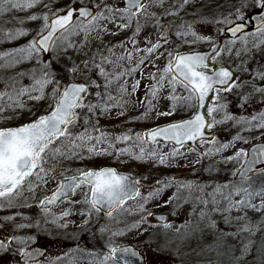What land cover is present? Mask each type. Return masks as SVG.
I'll use <instances>...</instances> for the list:
<instances>
[{
	"label": "snow or ice",
	"instance_id": "6c2138e0",
	"mask_svg": "<svg viewBox=\"0 0 264 264\" xmlns=\"http://www.w3.org/2000/svg\"><path fill=\"white\" fill-rule=\"evenodd\" d=\"M41 0H0V15H4L11 10L30 9L39 4ZM194 0H182L178 8L166 9L167 15L178 16L180 11L185 10L186 6L192 4ZM256 7L261 14L256 17L255 32L252 40V47L256 48L264 44V40H259L258 37H264V0H254ZM164 0H120L119 3H108L107 0H101L95 6V11L90 10L88 6H79L78 10L69 7L64 14L59 12L53 13L50 17L47 14L42 17L35 15L31 16V20L42 19L43 24L36 36L28 43L25 48L14 50L12 53H5V56L11 57V61H6V65L12 66L18 63L17 56L22 54L25 59L35 58L37 64L42 66V71L37 78L35 70L31 79L33 84L31 87L20 86L16 87L14 83H5V91L0 92V113L5 109H23L24 103L22 97L28 96L30 100L40 102L46 98L50 99L48 111L40 115L34 121L26 123L19 127L0 129V198H7V205L12 206L14 200L18 198L23 191V183L28 177L36 176L38 180H43L47 184L48 173L54 172V165L50 168H45L43 165L47 163L45 159L46 153H51L53 158H62L64 160L80 159L83 160V152L86 151L89 156L94 154H114L117 157L129 155L131 149L124 147L117 149L108 142L107 148L97 152V146L108 140V137L100 132V129L91 124L90 118H96L97 123L99 116L109 114L113 109L118 110L117 115H125L126 101L123 100V95L127 94V88L121 86L120 96H113L109 92V87L113 82L112 73L105 70L104 64L111 63L106 57H100V62H96V56L81 60L77 63L71 56H68L65 62L64 72L75 76H86L85 82H74L67 87L61 88L60 80L55 74V65L52 63L45 64L41 56L45 53H55L57 47L63 53H67L69 49H76V46L71 43L68 36L77 35L83 32L86 36L91 31L100 30L105 31L99 21L103 20L124 30L131 26L133 21L136 24V35L139 34L142 27H146L149 20L154 21V26L159 29L157 32L156 42L146 40V44L150 47L144 49H137L143 51L145 58L138 61L137 66L132 68V72H136L140 66L152 55L159 52L164 47L167 52V63L161 70L160 75L155 73L150 74V86L146 92L145 99L151 105L152 100L159 98V93L167 85L169 90L168 100L171 102V108L168 111H156L157 115L170 116L175 114L178 107H183L190 110L187 118L181 119L177 122L169 123L165 126H158L148 129L142 136L137 133H121L115 137L117 143L133 142L134 146L138 147L137 152H131V158L135 160H144L148 158L151 161H158L159 165L172 164L181 158H187V154L182 151L187 147L189 153L194 151L191 148L192 143L208 142L214 143V140H208L206 132L211 133V130L218 124H223L227 120H235L234 116L227 113V103L221 97V93H231L235 89L240 91V106L244 108L247 106L253 97L259 95L261 103H264V87H258L255 84L256 79L264 80V72L256 71L252 77L250 85L243 84L235 79V74L230 68L220 66L218 69L214 67L217 57L223 52L231 53L232 46L236 40L244 45L242 51H237L236 56L239 58L242 52H247L248 41L244 34L246 24L243 22L251 17H247L245 9L249 7L248 0H239L237 4L232 5V11L227 15H214L211 18L202 15L199 10L193 13L196 19L191 21L181 20V23L175 25L176 31L173 33L177 39L187 42V37L191 36L193 41L206 42L212 44L210 52L201 54L196 53H180L171 50L172 42L168 39V32L170 25L161 23L163 16L157 18L156 14L150 11L152 7H163ZM47 7V5H45ZM78 15L79 21L75 19ZM141 18L144 24H141ZM119 21V23H117ZM198 23L221 24L224 28L218 29V35L225 33L231 37L230 42L224 43L222 47L216 46V42L211 37H204L199 35L195 26ZM28 33L22 30H17L15 35L9 33L6 39L11 40L19 36L27 35ZM115 35L116 33H112ZM60 44L57 45V41ZM135 47V41H132ZM166 46V47H165ZM82 47V46H81ZM111 51V50H110ZM162 55V53H161ZM132 52L128 53V58L131 59ZM56 60L60 57L56 56ZM212 62L211 64L209 62ZM156 67L155 64L151 65ZM95 70L96 74L104 79V91L101 92V87L96 81L92 79V73ZM23 75V74H21ZM124 75L123 72L116 74L115 79H119ZM52 85V92L47 93L46 88ZM140 84L136 81L132 84V92L134 93ZM251 87L250 92H245L242 89ZM11 88L9 92L7 89ZM96 89L95 102L87 100V95L91 94L90 89ZM178 89L180 91L178 92ZM35 93V94H34ZM211 101V104L207 103ZM205 110L203 113L201 110ZM153 107H147L144 112L146 118ZM81 112H86L81 115ZM224 113L222 119H217V115ZM83 119V130L79 133L73 134L72 129L78 126V121ZM237 123L244 125V130L251 131L255 126L257 130H264V110L252 115V117H240ZM100 132V135L93 133ZM264 139V137H260ZM63 139L67 141L66 145L61 147H53V145ZM242 138L237 135L233 138L232 143ZM161 142L165 146L171 147L167 153H163L159 148L148 147L145 145H159ZM247 144V140H243ZM229 147L228 143L222 144L215 149V153L209 149L208 151L198 153L200 160L204 157H211L214 154H219L223 149ZM111 149V151H108ZM243 158L244 162L240 164V168L233 173V176L239 175L241 182H230L223 185L216 186L211 193L213 205L218 204L216 197L220 196L221 201L226 207L221 210L219 207L216 211L231 213L234 209L240 211H254L264 214V179L261 180L257 187L254 180L250 178V174L254 172L257 164H264V145L253 147L250 151L241 148L234 152L233 156L227 157L228 162L233 160L239 162ZM197 160V163L200 162ZM43 175H40V174ZM257 175L264 178V170H258ZM174 179H164L157 181V187L150 190L147 196H141L139 184L140 182L128 175H121L115 169L105 167L99 170L82 169L78 174L71 176H64L58 183L55 191L39 201L40 207L44 210L43 223L52 224L56 228H67L68 223L65 218L72 213L70 210L62 212L58 216H52L49 213L48 205L55 204L61 200L62 197L69 193H74L78 188L87 187L90 190V199L85 198L83 201H76L87 206L79 214L84 217L82 220V227L86 228L90 223L93 212L99 213L104 206H106V215L112 217L117 209L123 208L128 200H135L140 198L142 203L139 205L141 219L137 223L131 225V228H139L141 224L148 222V217L153 213L146 211V205L149 201L159 196L166 188L175 184ZM37 187L39 184L36 185ZM177 191L173 194V200L181 199L180 190H191L194 186L191 183H180L176 185ZM29 191H34L31 184ZM203 191V189H200ZM240 197V199H234ZM259 199L260 203L256 204L254 201ZM166 202V203H170ZM205 203H207L205 201ZM201 217L206 213L202 211ZM15 217H6L5 220H13ZM158 219H163L158 217ZM238 220L244 221V226L238 229L237 235L240 232L249 233L247 241L243 244L241 255L235 258V264H246L245 257L249 254V250L256 246L252 239L257 232H264V221H260L256 225H252L247 216L238 217ZM225 223H231V217L225 216ZM151 226V225H150ZM215 228L214 223L209 225ZM41 228V221L37 220L34 223H21L15 225V229ZM165 229L170 228L167 223L163 224ZM46 230V229H45ZM99 231L103 234L109 229L107 226H101ZM181 230L178 229L179 233ZM123 235V232L112 231L111 236ZM189 239V234L185 233L181 237V243ZM35 236H9L5 239H0V252L13 251V246H17L13 252L17 256L16 264H46L39 258L44 256V252L40 249L27 250L29 243H34ZM177 247V251H179ZM213 249L208 248L207 251ZM259 259L257 264H264V236L261 237L259 244ZM132 256L138 260L142 259L137 252L131 247L117 246L110 243L107 250L96 258L95 264H130L126 259L127 256ZM55 264H63L62 258L57 257Z\"/></svg>",
	"mask_w": 264,
	"mask_h": 264
},
{
	"label": "rangeland",
	"instance_id": "374dc122",
	"mask_svg": "<svg viewBox=\"0 0 264 264\" xmlns=\"http://www.w3.org/2000/svg\"><path fill=\"white\" fill-rule=\"evenodd\" d=\"M100 2L101 0H41L33 8L11 10L4 15H0V92L5 91L6 82L14 83L17 88L20 86L31 87L33 84L31 79L33 70H35L34 74L37 78L41 74L42 66L37 64L35 58L25 59L20 54L17 56L19 62L8 66L6 61H11L12 58L4 55L5 53H12L14 50L25 48L36 36L43 24V20H31V16L42 17L45 14L52 16L53 13H57L74 3L93 5L95 7ZM107 2L119 3L120 0H107ZM180 2L182 0H164L163 7H152L150 9L156 14L157 18L163 16L162 24L171 26L168 32V39L172 42L171 50L173 53L204 48L209 44L193 41L191 36L187 37V42L177 39L173 33L176 31L175 25L180 24L181 20L191 21L196 19L193 13L197 10L209 18L214 15H227L232 11V5L237 4L239 0H194L192 4L186 6L185 10L180 11L178 16L166 14V9L175 10ZM248 2L249 7L245 9L246 16L258 9L254 0H248ZM98 24L106 30L91 31L87 36L83 32L71 36L65 33V36H68L71 43L76 46V49H69L65 54L57 47L55 53L50 52L46 59H43L42 56L41 59L45 64L52 63L55 65V74L60 80L61 88L68 80L78 79V81L85 82L87 79L86 76H80L79 74L73 76L64 72L68 56H71L77 63L81 60L89 59L93 55L96 56L97 63L100 62L101 55L110 60L111 63L104 64L106 72L113 74L111 77L113 82L109 87V92L113 96H120L119 90L121 86L126 85L127 94H124L122 98L127 103L125 105V115L123 116H118V110L113 109L109 114L99 116L98 123L96 118H90L91 124L98 127L100 132H103L108 137V140L97 146V152L99 153L102 149H106L108 142H111L117 149L127 146L131 149V152L138 153V147L134 146L133 142H128L127 144L117 143L115 137L121 133L141 134L143 129L147 127L187 116L190 114V110L178 107L175 110V114L170 116L156 114L157 110L165 112L171 108V102L167 98L169 96L167 85L159 93V98L152 100L151 105L145 99L146 92L150 86V74L155 73L159 76L167 63V52L164 47L158 53L149 57L136 72L131 71L132 68L137 66L139 60L145 58V53L137 51V49L142 50L150 47V44L145 43L146 40L150 39L152 43L156 42L159 29L154 26V21L149 20L147 26L142 27L138 35H136L135 21L124 30H120L115 24L103 20L99 21ZM141 24H144L143 18H141ZM224 27L221 24L198 23L195 26V30L199 35L211 37L212 40L222 38L224 45V43L231 41L224 35H218L217 30ZM17 30L25 31L28 34L11 40L6 39L9 33L15 35ZM254 32L255 30L244 33L247 36L248 50L247 52H242L239 58H237L236 52L242 51L244 45L240 40H236L232 46L231 53L223 52L216 60L217 63H225L232 67L237 75L236 80L248 85L252 83V77L257 70L264 72V44L256 48L252 47V34ZM112 33L116 34L113 35ZM133 39L137 40L135 47L132 44ZM258 39L264 40V37H258ZM56 43L59 45L60 41L58 40ZM129 52H132L131 59L128 58ZM56 56H59L60 59L56 60ZM152 64H155L156 67H152ZM121 72L124 75L118 80L115 79V75ZM92 79L101 85L99 90L103 92L104 79L97 75L95 70L92 73ZM136 81H139L140 86L133 93L132 84ZM255 84L258 87H264V80L256 79ZM52 88L53 86L49 85L46 88V92L51 93ZM242 90L250 92L252 89L251 87H245ZM7 91L11 92L12 89L9 88ZM95 91L96 89L94 88L89 90L91 94L87 95V100L95 102ZM179 91L180 89H178ZM240 91L241 89H235L231 93L220 94L228 105L227 113L236 119L227 120L223 124L216 125L212 129L215 133L213 139L215 142H200L199 146L203 152L211 149L214 153L215 149L222 144L228 143L229 147L223 149L219 154L204 157L202 160H200L195 151L189 153L186 147L182 151L187 154V158H181L170 165H159L158 161H151L148 158L138 161L131 158V152L129 155L117 157L114 154H94L89 156L84 151L83 160L78 158L73 160L54 159L50 152L46 153L45 159L47 163L43 166L50 168L54 165L55 167V171H50L47 175V184L43 180H38L36 176L28 177L23 183L21 195L14 200L12 206L7 205L6 197L0 198V239L13 235L35 236V242L29 243L27 248L33 246L43 247L46 252L45 256L40 260L46 262V264L56 262L57 257H61L65 264H95L96 258L107 250L110 243L115 245L131 244L143 256L145 264H178L171 254L172 250L169 248L171 245L165 241L169 233L175 234L178 229L184 232L195 230V226L198 227V224L202 222L205 223L203 225L214 223L216 227L219 226V229L225 224L226 215L231 217V222L238 220V217L248 215L249 211L238 212L235 209L231 213L216 211L215 208L219 207L223 210L226 205L221 201L219 195L216 197L219 203L213 205L211 195L216 186L235 181H233V173L240 168V164L244 161L242 158L239 162L235 160L228 162L226 158L233 156L238 149L247 150L250 144L264 141V139L260 138L264 137V130H257L253 126L251 131H246L244 130V125L236 122L242 116L250 119L253 114L264 110V103H261L259 95L253 97L250 103L242 108L240 106ZM21 99L24 103L23 109L18 108L15 111L5 109L3 113H0V128L30 122L49 110V98L40 102L30 100L28 96H24ZM147 107H153L154 110L150 111L145 118L143 114ZM85 114L86 112H81L82 116ZM223 115L224 113H220L216 118L222 119ZM83 124V119H80L78 126L72 129L73 134L81 132ZM100 132L93 134L100 135ZM237 135L242 139L232 143L233 138ZM243 140H247L248 143H243ZM66 144L67 141L61 139L53 147H61ZM148 147L159 148L163 153L171 150L170 145L165 146L164 144L145 145V148ZM108 151H111V149ZM197 160H200V162L197 163ZM105 165L113 166L120 171H129L136 175L143 186L140 190L141 196H147L150 190H154L158 186L157 180L159 177L166 174L175 175L176 183L166 188L159 196L149 201L146 205L147 212L166 213L169 217L166 223L170 225V228L165 229L163 225L155 223L151 216L148 217V222L141 224L139 228H131V225L141 219L139 205L142 201L139 197L126 202L123 208L117 209L113 213L112 217L93 212L90 223L84 228L81 226L84 217H81L79 213L87 206L74 202L88 198L89 189L87 187L78 188L71 200L61 203L57 208L49 209V213L52 216H58L64 211H71L72 214L65 218V221H62L68 223L67 228H56L52 224L43 223L45 213L37 209L39 201L57 187L60 178L76 174L82 169H97ZM40 175L43 174L41 173ZM240 182L241 180H236V183ZM180 183H191L198 187H194L191 190L182 188L180 190L181 199L173 200V194L177 191L176 185ZM30 184L34 191L28 190ZM37 184H39L38 187L36 186ZM200 189H203V191ZM234 199H240V197H235ZM169 201L171 202L166 203ZM202 211L206 213L204 217L200 215ZM6 217H15V219L6 221ZM37 220L41 221L40 229L32 227L14 230L15 225L34 223ZM242 222L244 223V221ZM101 226H107L109 231L102 234L99 231ZM112 231L123 232V235L112 237ZM16 247L15 245L13 246V251L0 252V264H16L18 257L13 255Z\"/></svg>",
	"mask_w": 264,
	"mask_h": 264
},
{
	"label": "trees",
	"instance_id": "16d2710c",
	"mask_svg": "<svg viewBox=\"0 0 264 264\" xmlns=\"http://www.w3.org/2000/svg\"><path fill=\"white\" fill-rule=\"evenodd\" d=\"M250 178L255 181L257 187L264 179L257 174L252 175ZM254 202L256 204L260 203L258 198ZM247 218L252 225H256L260 221H264V214L249 211ZM203 224L205 223H199L198 227L195 226V230L192 229L186 232L181 230L179 233H169V236H166L165 241L171 245L169 248L172 250L171 254L174 259L178 264H235V258L241 255L243 244L249 236V233L246 232H240L237 235L238 229L242 228L244 223L233 220L230 224L225 223L219 229V226L212 228L209 226L210 224ZM185 233L189 234V239L181 243V237ZM262 236H264V232H257L252 237L256 246L250 249L249 254L245 257L246 264H257L259 259L258 248ZM177 247H179V251H177ZM208 248L213 250L207 251ZM52 264H55V262ZM63 264H65L64 261Z\"/></svg>",
	"mask_w": 264,
	"mask_h": 264
},
{
	"label": "water",
	"instance_id": "95a60500",
	"mask_svg": "<svg viewBox=\"0 0 264 264\" xmlns=\"http://www.w3.org/2000/svg\"><path fill=\"white\" fill-rule=\"evenodd\" d=\"M79 6H88V7L90 8V10L95 11V8H94L92 5H85V4L83 5V4H77V3H74V4L69 5L68 7H66L65 9H63L62 11H60L59 13H60V14H64V13H65V10L68 9L69 7L73 8L74 10H78ZM260 14H261L260 10L257 9L256 11L250 13V14L247 16V17H251V19H247L246 21H243V22L246 24V27H245V29H244V33L249 32V31H252V30H255V26H256V17H258ZM75 19H80V18H79L78 15H77V16L75 17ZM164 25H167V24H164ZM224 35H225L228 39H231V37H230L229 34L225 33ZM133 40L135 41V43H137V40H136V39H133ZM133 40H132V41H133ZM213 41L216 42V46L222 47L223 43H222V40H220V38H218V39H214ZM132 44H133V43H132ZM212 47H213V45H212V44H209L208 46H206V47H204V48H195V49H193V50H192V49H189V50H182V51H178V52H180V53H185V54H187V53H196V52H199V53H201V54H205V53L210 52V50H211ZM48 54H49V53H45V54L42 55V57L45 59V58L48 56ZM209 63L211 64L212 62L210 61ZM220 66H225V67H227V68H230V69L233 71V73L235 74V77H236V73H235L234 69H233L232 67H230L229 65H227V64H225V63H215V65H214V67H215L216 69H218ZM74 82H80V83H83V82L78 81V80H70V81H67V82L65 83V85L63 86V88H64V87H67L69 84L74 83ZM210 102H211V101H208L207 103H210ZM204 111H205V110H203V109L201 110L202 113H203ZM38 117H39V116H38ZM36 118H37V117H36ZM36 118H35V119H36ZM184 118H187V116H186V117H183V118H180V119H178V120H172V121H167V122H164V123L156 124V125H154V127L151 126V127L147 128V129L143 130L142 134H143L145 131H147L148 129L155 128V127H158V126H165V125H167V124H169V123L177 122V121H179V120H181V119H184ZM35 119H34V120H35ZM34 120H32V121H34ZM32 121H30V122H32ZM30 122H26V123H30ZM26 123H24V124H26ZM24 124L17 125V126L2 127V128H0V129H7V128L19 127V126H22V125H24ZM214 135H215V134H214V132H213L212 130H211V133H210V134L206 132V137H207L208 140H212V139L214 138ZM160 144H164V143L161 142ZM149 145H150V144H149ZM259 145H264V141H261V142L259 141V142H255V143H253V144H250V146L247 148L246 151H250L253 147H255V146H259ZM190 146H191L192 149H194V151L197 152V154L200 153V152H202L201 147H199V146H200V145H199V142L192 143ZM243 162H244V161H243ZM105 167H109V168L115 169V170H116L119 174H121V175H128V176L133 177L134 179L138 180L137 176H136V175H133V174H132L131 172H129V171H120V170L116 169V168L113 167V166H103V167H101V168H105ZM101 168H99V169H101ZM99 169H92V168H91V170H99ZM258 170H264V164H257V165L255 166V170H254V172L251 173L250 176H252V174L257 173ZM234 177H235L236 179H241V177H240L239 175H236V176H234ZM168 178H170V179H174V180L176 179L174 175H172V174H166V175H163V176L159 177L157 181H163L164 179H168ZM61 179H62V178H61ZM61 179H60V180H61ZM60 180H59V181H60ZM141 187H142V185L139 184V188H140V189H141ZM54 191H55V190H53V191H52L51 193H49L47 196L51 195ZM72 194H73V193H69V194H67L66 196L62 197L61 200L57 201L55 204L48 205V209H50V208H56V206H58L62 201H64V200L67 199V198L72 197ZM88 195H89V199H90V192H89ZM45 197H46V196H45ZM45 197H43V198H45ZM43 198H42V199H43ZM128 201H129V200H128ZM128 201H127V202H128ZM38 209H39V210H43V209L40 207L39 204H38ZM100 213H102L103 215H106V206H104V208L100 211ZM158 217H162L163 219H158ZM151 218H152V220H153L155 223H159L160 225H163L164 223L168 222V219H169V217H168V215H167L166 213H160V212H158V213H157V212H156V213H153V215L151 216ZM117 246L131 247L132 249H134V250L137 252L138 256L142 259V264H145L144 259H143V256H141V254L139 253V251H138L134 246H132L131 244H128V245H127V244H123V245H117ZM33 249H40L42 252H44V255H45L46 250H45L43 247L35 246V247H32V248L27 249V250H33ZM43 257H44V256H43ZM41 258H42V257H40L39 259H41ZM126 259L130 262V264H141V260H138L137 258L132 257V256H130V255L127 256Z\"/></svg>",
	"mask_w": 264,
	"mask_h": 264
},
{
	"label": "bare ground",
	"instance_id": "6f19581e",
	"mask_svg": "<svg viewBox=\"0 0 264 264\" xmlns=\"http://www.w3.org/2000/svg\"><path fill=\"white\" fill-rule=\"evenodd\" d=\"M71 199V197L70 198H67V199H65L64 201H67V200H70ZM33 247H35V246H33ZM30 248H32V247H30ZM30 248H27V249H30Z\"/></svg>",
	"mask_w": 264,
	"mask_h": 264
},
{
	"label": "flooded vegetation",
	"instance_id": "af4514ba",
	"mask_svg": "<svg viewBox=\"0 0 264 264\" xmlns=\"http://www.w3.org/2000/svg\"><path fill=\"white\" fill-rule=\"evenodd\" d=\"M74 174H75V173H74ZM74 194H75V192H74ZM70 200H71V199H70ZM68 201H69V200H67V201H64V202L66 203V202H68ZM64 202H62V203H64Z\"/></svg>",
	"mask_w": 264,
	"mask_h": 264
}]
</instances>
